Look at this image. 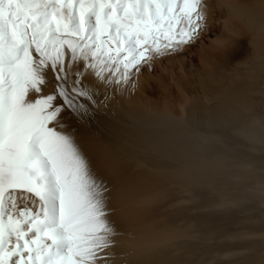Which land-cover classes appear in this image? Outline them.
Masks as SVG:
<instances>
[{
	"label": "bare ground",
	"instance_id": "obj_1",
	"mask_svg": "<svg viewBox=\"0 0 264 264\" xmlns=\"http://www.w3.org/2000/svg\"><path fill=\"white\" fill-rule=\"evenodd\" d=\"M204 5L197 41L62 114L108 188L111 264H264V0Z\"/></svg>",
	"mask_w": 264,
	"mask_h": 264
},
{
	"label": "snow or ice",
	"instance_id": "obj_2",
	"mask_svg": "<svg viewBox=\"0 0 264 264\" xmlns=\"http://www.w3.org/2000/svg\"><path fill=\"white\" fill-rule=\"evenodd\" d=\"M204 0H0V264H111L106 184L62 114L206 26ZM51 84L52 91L45 94Z\"/></svg>",
	"mask_w": 264,
	"mask_h": 264
},
{
	"label": "rangeland",
	"instance_id": "obj_3",
	"mask_svg": "<svg viewBox=\"0 0 264 264\" xmlns=\"http://www.w3.org/2000/svg\"><path fill=\"white\" fill-rule=\"evenodd\" d=\"M261 85H262V86H261V90H264V89H262L263 86H264V81L261 82ZM263 92H264V91H263ZM262 94H263V93H262ZM258 95L260 96L261 94H257V95H256V96H257L256 98H257V99L259 98V102H262V103H263L264 101H262V100H264V97H263V96L258 97ZM263 95H264V94H263Z\"/></svg>",
	"mask_w": 264,
	"mask_h": 264
}]
</instances>
